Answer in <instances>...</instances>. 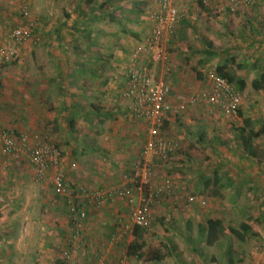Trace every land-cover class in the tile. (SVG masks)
<instances>
[{
	"label": "crops",
	"instance_id": "obj_1",
	"mask_svg": "<svg viewBox=\"0 0 264 264\" xmlns=\"http://www.w3.org/2000/svg\"><path fill=\"white\" fill-rule=\"evenodd\" d=\"M47 1L50 7L58 13L66 1L72 4V9L62 11L59 14L60 19L56 22L52 18L50 21L53 25L48 30L42 28L43 22L40 23V28L35 27L39 29V33L35 31L36 41L19 43L17 47L11 45L14 51L13 55L20 57L23 62H36L35 70L40 71L41 74L32 75L28 73L24 80L19 81L0 79V127L12 128L11 130L16 134L28 131L45 132L51 139L52 135L54 136L55 139H52V141L57 147L58 136L63 138L64 135L67 136L66 143L61 144L63 146L62 151L80 149L79 151L83 152L81 155L84 158L82 159V168L85 175L79 178L72 175L70 172L72 168L69 164H72L74 159L68 154H64L61 160L63 161V167H61V162L60 167L61 170L62 168L64 170L62 172L66 184L76 188H99L102 183L117 180L118 170L116 169L118 166L120 167V164L115 162L116 159L120 160L122 154L123 156L133 155L140 152L141 149L137 139L139 136L138 128L140 123H143L145 127V123L129 115L123 92L126 89L127 72L134 66V62L129 58L130 53L134 50L137 41L147 34L149 29L148 15L150 9L154 6V2L153 0H143V4H139L138 0H107V2L99 0L98 4L95 3L96 6L98 5L97 8L108 10L103 12L102 15L96 12L99 14L97 16L95 12H91L92 3L95 2L93 0V2L91 0ZM184 1L189 4L194 3L191 0ZM36 3L33 5L29 0H0V34L8 32L14 26L27 24V11L32 12L31 8L33 6L40 8L39 11L45 16L48 8L45 10V7L41 4L36 5ZM138 4L141 8H144V11L138 8ZM257 4L254 6L255 8L260 10L259 7L264 8V4L261 2ZM145 8H147L146 13ZM245 9H241L244 11H241V13H248ZM228 11L222 12H227L228 15L225 18L226 28L215 20L208 21L202 26L200 22L196 23L197 20L183 19L177 26L178 30L176 29L177 31L173 36L166 40V44L167 47H169V43L177 45L181 38L186 37L183 33H179L183 29L182 26L190 36L192 34L191 26L195 24L199 29L198 33L193 36L201 40H198L199 43L196 42L201 58H207L208 55H213L215 51L226 52L227 58L229 56L235 58L236 65L227 66L225 70H233L245 84V88L240 90L245 95V102L239 109L241 111L239 113V118L241 117L240 126L244 123L243 119L247 118L251 123V128L257 131L264 126V88L254 90L251 87V81L264 72V33L262 34L258 30L256 23H253L250 16L241 19L242 14L236 12L231 15ZM139 13H144V15L139 16ZM40 18H43V15H40ZM48 18H45V20H48ZM248 20H250V25H255L254 29H245V25L240 26ZM110 21L117 23L120 28L110 29L108 24ZM224 35L227 36L225 39V41H228L227 45L223 44L221 40ZM204 38L212 42L211 47L206 45ZM15 50L17 53H15ZM176 57H178V53L171 52L170 63L162 65L161 68L164 69L162 76L171 87L170 94L167 97L171 109L165 114V122L169 124H171L170 120L173 113H183L187 106L198 105L195 102H192L194 103L192 104L190 97L201 93L208 83V75L205 77V73L195 72L194 77L196 80L193 82L195 86H192L190 80L184 78V69L179 68L178 63L175 62ZM29 64V62L25 63L24 74L27 73L26 67ZM155 66L157 64L152 65L151 69H154ZM209 71L211 70L209 69L207 72ZM155 73L157 74V72ZM28 77L29 80H27ZM192 88L198 90L186 92L187 89ZM106 120H115L109 133L106 128H100L101 123ZM49 121L52 124V135L45 128V124ZM258 121L262 123L256 127L255 124ZM239 127L235 136H238V145L244 150L246 158L244 157L242 164L230 161L237 168L235 171L240 174L238 176L235 173L234 180L230 181L234 184L241 176L249 179V176L253 175L251 169H249L253 165L252 159L260 160L264 156V143L259 141L261 140L259 137H264V132L252 140V146L257 155L253 157L248 155L241 144ZM143 130V136L146 138L145 128ZM139 146L140 149H138ZM107 151L111 153L114 163L106 162L105 167H101L102 164L99 159H103L100 157ZM103 160L105 161V159ZM6 168L10 167L7 165ZM239 168L243 171H240ZM217 193L219 192L217 191ZM113 203L114 201L105 203L102 209L95 206L98 208L95 211L94 207L89 208L93 209L95 214L92 213V210L89 212L91 215L87 216L88 221L87 219L85 221L82 241H77L76 247L74 246L75 249L73 247V253L80 260L88 259L95 263L97 257L103 255L105 259L103 264L118 262L117 253L119 251L115 246L112 247V235L116 234L118 240L115 242L118 241L119 243L124 240L123 233L127 231V228L125 230L121 226L118 227L115 225L117 222L113 224L111 218L109 219V215L122 214L121 208L113 207ZM0 207L3 214L8 210L4 203H0ZM44 221L48 228L54 226L51 223L49 225L48 221ZM186 225H188V221ZM202 227L204 225L200 226L201 233ZM252 229L257 230L261 235L264 234L263 229H258V227ZM129 234L133 240L132 231ZM43 237L45 239L39 242V246L41 245L39 249H43V251L36 254V264L49 263L50 255L47 252L50 247L48 238L50 236L44 235ZM202 237H204V244L209 247L217 246V241L223 238L221 237L212 245H208L204 233H202ZM68 246L72 248V244L61 241L57 254L61 249ZM9 247V244L3 242L0 245L2 254L10 253ZM226 253L227 264H233L234 256L230 247L227 248ZM57 254H54V262L58 257ZM254 256L252 251L251 257L254 258ZM159 257H156V259H163L161 255ZM211 258L213 260V255Z\"/></svg>",
	"mask_w": 264,
	"mask_h": 264
},
{
	"label": "rangeland",
	"instance_id": "obj_2",
	"mask_svg": "<svg viewBox=\"0 0 264 264\" xmlns=\"http://www.w3.org/2000/svg\"><path fill=\"white\" fill-rule=\"evenodd\" d=\"M93 1L95 2L92 3L93 8L91 12H97L102 15L103 12L108 10H104L103 8L98 9V5L96 6L95 3L98 4L99 0ZM144 1L138 0V3L143 4ZM191 1L195 2V0ZM29 2L33 3V5L37 2L36 5L41 4L45 7V10L47 8L48 10L44 16L39 11L40 8L33 6L34 8H31L32 12L27 11V23L29 15L35 14L34 16L37 19L36 27L40 28V23L43 22L42 28H46L47 30L53 25H51L50 21L52 18L56 22L60 19L59 14L62 11H66L69 8L72 9V4H69L67 1L59 9V13L50 7L47 0H29ZM179 3L181 4L182 2ZM257 3L259 2L254 1L253 4L244 7L248 13H241L243 11L241 9L228 11V13L231 15L236 12L240 13L242 14L241 19L250 16L253 23H256L255 25H257L258 30L263 34L264 8L259 7L261 10L255 8L254 6L258 5ZM261 3L264 4L263 2ZM139 4L138 8L144 11V8H141ZM146 9L145 13L147 11ZM222 12H219V15L212 8L207 7L204 14L196 23L200 22L204 26L206 22L215 20L222 27L226 28L225 18L228 15L227 12ZM97 13L96 15L98 16L99 14ZM141 14L144 15V13ZM141 14L139 13L138 15L140 16ZM40 15H43V18H40ZM45 18H48V20H45ZM99 24L97 25L99 26ZM108 24L110 29L120 28L115 22L110 21ZM250 24V20H248L245 24H240V26L243 27L245 25V29L251 30L255 25ZM182 28L179 33H183L186 37L181 38L177 45L168 44V62L170 63L171 61V52H177L178 57H176L175 62L178 63L179 68L184 69L183 75L187 76H184V78L185 80H190L192 86H195L193 84L196 80L194 77L195 72L200 74L205 73L206 77L209 69L215 73H219L223 72L227 66L232 67L236 65L235 58H230V56L227 58L226 52L221 53V51H215L213 55H208L207 58H201L200 51L196 47V42L199 43L198 40H201L193 36L198 33L199 27L193 24L191 26L192 34L190 36H188L184 26ZM38 30L35 29L36 33H39ZM226 38L227 36L224 35V38H221V40L223 44L227 45L228 41H225ZM15 45L17 47V44ZM219 47L222 46L219 45ZM15 53H17L16 50ZM26 62L30 64L26 67L27 73L24 74ZM26 62H23L16 55H9L6 58L2 57L0 59V79L5 78L7 81H19L21 79L24 80L28 73L32 75L41 74L40 71L35 70L36 62ZM161 68L162 65L157 64L152 71L154 73L157 72V75H163L164 69ZM32 69L35 71L34 73ZM27 80H29V77ZM196 90L198 89L192 88L187 89L186 92ZM244 102L245 95L240 107ZM197 103V106H187L183 113H173L172 119L170 120L171 124L164 121L163 128L165 133L169 137H172L176 143L175 151L167 157L145 155L142 152L146 138L143 136V129L145 127L143 123H140L138 128L139 136L137 138L139 145H141V149L140 146L138 148L140 152H136L133 155L128 154L123 156L122 154L120 160L116 159L115 162L120 164V167L118 166L116 169L118 170L117 180L115 182L102 183L99 188L70 187L69 184H66L63 177V184L66 191L65 194L61 195L46 180H36L33 177L27 154L24 153L18 158L0 155V203H4L9 210V212L8 210L5 211L4 215L0 207V245L3 242L10 245V253L2 254V250H0V264H36V254L43 251V249H39L41 246H39V242L45 239L43 237L44 235L50 236L48 237L50 247L47 253L50 255L48 264H52L54 262V254H57L61 241L72 244V248L74 246L76 247L77 241H82V231H84L85 221L87 219L86 217L81 222L82 228H80L79 236L74 238L76 227L73 218L67 210L65 202L66 195L77 199L76 201L86 209L87 216H90L91 214L89 212L92 210V213L95 214L94 211L98 209L95 206L98 205L89 200L85 194L89 191L104 190L119 184L125 185L130 190V193L134 195L135 205L141 202V198L146 197V194L150 191L151 184L161 187H166L168 184L171 192L169 195L164 193L159 201H154L149 206L150 216L144 233V256L137 258L127 255V245L132 241L130 232L127 230L123 233V241L119 243L118 241L115 242L118 240L117 237L112 242V247L115 246L119 251L117 253L118 262L115 264H227L226 251L228 247L233 252V264H246L250 261L252 259L251 252L253 251L255 243L263 236L257 230L251 229L250 234L243 241L234 235H225L217 241V246L209 247L204 244V237H202V233L200 232V226L205 225L206 219L212 217L220 218L226 225L237 227L240 221H246L252 228L258 227V229L264 230V208L262 206V202L264 201V156L260 160L252 159L253 165L249 169H251L253 175L249 176V179L241 176L242 178L239 177L235 184L230 182L234 180L235 173L238 176L240 175L235 171L237 168L230 161L242 164L244 157L246 158L244 150L238 145V136H235L241 121L239 112L237 117L230 120L225 118L224 114L218 108L209 107L201 100L195 104ZM215 109L218 111L216 112ZM114 121L106 120L104 123H101L100 128H106L109 133L113 123H115ZM121 122L123 123V121ZM261 123V121H258L255 124L256 127L260 126ZM51 125V121H49L45 124V128L52 135ZM4 129H7V127H0V131ZM215 137L225 140L226 144H221L220 140ZM66 138L67 136L65 135L64 138L58 136V141L56 140L58 149L61 151V160L64 154L73 157L74 161L72 164H69L72 168L70 172L72 175L78 176V178L83 177L85 175L83 174L82 168V159L84 158L81 155L83 152H80V149L73 151L67 149V151H62L63 146L61 144L66 143ZM259 138L261 139L259 141L264 143V137ZM52 139H55L53 135ZM100 158L105 159V161L99 159L102 164L101 167H105L106 162L114 163L109 151L104 152ZM62 163L63 161H61V167H63ZM7 165L10 168H6ZM146 166L148 167L146 168ZM239 170L243 171L241 168ZM144 172L150 173L151 184L149 185L141 184ZM215 174L219 177V183L216 186L217 191L222 196L202 194L201 191L204 189L205 180L213 179ZM112 201H114L113 207L121 208L122 214L109 215V219L111 218L113 224L117 222L115 225L118 227L121 226L125 230V226L131 228L130 208L125 203V200L113 199L107 202ZM103 205L99 206L101 207L99 209L104 208ZM90 207H94V211L93 209H89ZM44 220L48 221L49 225L51 223L54 226L48 228ZM187 221L190 222L189 228L186 225ZM210 252L213 253L210 254ZM158 255H161L163 259L157 260L156 257ZM212 255L213 260L211 258Z\"/></svg>",
	"mask_w": 264,
	"mask_h": 264
},
{
	"label": "built area",
	"instance_id": "obj_3",
	"mask_svg": "<svg viewBox=\"0 0 264 264\" xmlns=\"http://www.w3.org/2000/svg\"><path fill=\"white\" fill-rule=\"evenodd\" d=\"M254 1L264 3V0H195L193 4H189L184 0H153L154 6L148 15L147 34L137 41L129 56L134 66L127 72V84L123 92L129 115L145 123L146 140L142 151L145 155L167 157L176 148L175 141L163 128L165 114L171 109L167 101L171 87L164 76L157 75L151 69L152 65L168 63L166 40L173 36L183 19L196 21L204 14L207 7L219 13L243 9ZM34 15H29L27 24L14 26L8 32L0 34V59L13 56L11 45L37 40L35 35L37 19ZM190 98L191 103L201 100L209 107L218 108L225 118L232 120L237 117L244 95L225 77L209 71L206 87L201 93ZM24 153L28 155L33 177L36 180H46L59 194H65L66 188L60 167L61 151L47 133L34 131L16 134L8 129L0 131L1 156L18 158ZM146 172L142 176L141 184L149 185L151 176ZM170 192L168 184L166 187L151 184L149 193L136 205L134 195L123 184L113 185L104 190L89 191L85 195L98 206L113 199L125 200L130 208L129 215L132 222L131 228L128 226L125 228L131 232L134 225L146 226L150 216V204L159 201L164 193L169 195ZM66 205L76 227L74 238H77L82 228L81 222L86 219L87 212L79 202H74L70 195H66ZM116 238V234H113L112 240ZM73 251L70 246L61 249L54 264L57 262L58 264H103L105 260L103 255L97 257L95 263L88 259L80 260ZM253 253L254 258L252 257L246 264H264V234L255 243Z\"/></svg>",
	"mask_w": 264,
	"mask_h": 264
},
{
	"label": "trees",
	"instance_id": "obj_4",
	"mask_svg": "<svg viewBox=\"0 0 264 264\" xmlns=\"http://www.w3.org/2000/svg\"><path fill=\"white\" fill-rule=\"evenodd\" d=\"M104 2H107V0H104ZM204 42L208 47L212 46V42L204 38ZM239 68V67H238ZM221 76L225 77L230 83L233 84L234 87H236L238 90H243L245 88V84L241 81V79L235 74L233 70H224L223 72H219ZM236 86H235V85ZM251 87L254 90H259L264 88V72L260 73L258 77H255L251 81ZM240 109V108H239ZM239 113H241L240 110H238ZM244 123L239 127V136L241 140V144L243 148L246 150L248 155L256 157V153L254 152V147L252 146V140L254 137L259 136L262 132H264V126L259 128V130L254 131L251 128V123L249 119L245 118L243 119ZM11 130V129H8ZM220 140L221 144L225 145L226 141L222 140L219 137H215ZM259 159V158H258ZM219 179L217 175L215 174L213 176V179H206L204 182V189L202 190V194L204 195H212V196H222L221 193H217V185H218ZM210 187V188H208ZM74 202H77L74 197L72 198ZM66 202V199H65ZM262 206L264 208V201L262 202ZM190 226V222L188 221V227ZM145 227L134 225L132 229V234L134 236L133 240L128 244L127 246V255L130 257H137L141 258L144 256V233H145ZM251 225L247 223L246 221H240L237 225V227H234L232 225H226L220 218H207L205 221L204 227H202V233H204L206 238V244L212 245L215 241H217L219 238L225 236V235H234L239 240H245L246 236L250 234L251 232ZM230 251V250H229ZM158 258L159 255L157 256ZM58 264V262H57Z\"/></svg>",
	"mask_w": 264,
	"mask_h": 264
}]
</instances>
